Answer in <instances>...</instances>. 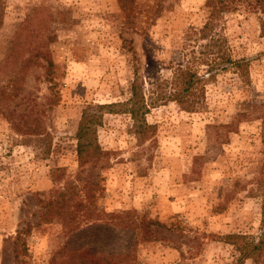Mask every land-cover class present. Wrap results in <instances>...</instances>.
Wrapping results in <instances>:
<instances>
[{
	"label": "rangeland",
	"instance_id": "1",
	"mask_svg": "<svg viewBox=\"0 0 264 264\" xmlns=\"http://www.w3.org/2000/svg\"><path fill=\"white\" fill-rule=\"evenodd\" d=\"M0 264H15L13 238L26 223L29 253L22 264H48L66 237L40 209L59 185L99 181L101 210L145 214L149 239L136 264H233L257 237L261 197L253 178L264 159V36L255 0L220 18L229 45L251 61L249 81L230 70L206 83L195 111L169 102L150 108L142 139L125 113H107L98 141L108 152L80 167L75 138L89 104L126 101L134 64L144 73L192 58L205 41L209 0H1ZM253 4L252 6H250ZM45 46L47 69L28 58ZM37 60V61H36ZM46 65V63H45ZM54 80L56 86L54 87ZM66 168L56 183L51 169ZM248 240H251L250 238ZM242 264H264V251Z\"/></svg>",
	"mask_w": 264,
	"mask_h": 264
},
{
	"label": "trees",
	"instance_id": "2",
	"mask_svg": "<svg viewBox=\"0 0 264 264\" xmlns=\"http://www.w3.org/2000/svg\"><path fill=\"white\" fill-rule=\"evenodd\" d=\"M123 0H121L122 2ZM245 0H209L210 13L207 21L197 31L204 42L192 58L171 67L168 74L162 73L156 66H147L145 72H139L134 64V78L130 84V96L126 101L104 104H87L83 110L76 130V153L80 167L93 164L108 155L98 141V130L103 125L107 113H125L136 123V131L142 139L147 138L153 126L146 122L150 108L176 102L189 111L197 110L206 98V83L217 74L234 71L249 81L251 60L238 57L224 34L220 18L224 13L237 10L239 2ZM253 9L259 11L260 34L264 36V0H255ZM125 3V0H124ZM251 4L250 6H252ZM4 4L0 0V23ZM45 46L28 58L39 61L47 69L54 66L52 57ZM36 60V61H37ZM54 82V80H50ZM53 86H56L54 82ZM66 175V168L56 166L51 169L52 181L59 183ZM61 183V182H60ZM59 183V184H60ZM254 190L261 197V225L258 236L231 233L221 237L222 241L236 246L246 243L237 261L242 264L254 254L264 251V159L260 170L253 178ZM104 188L99 181H87L78 178L66 185H59L55 193L43 201L40 209L41 222H55L62 226L66 240L54 254L48 264H136L138 246L142 240L149 239L152 225L145 214L135 210L126 212H107L101 210L96 200L103 194ZM26 223L13 238L15 264H22L29 253L26 236L33 229ZM251 240H248V239Z\"/></svg>",
	"mask_w": 264,
	"mask_h": 264
}]
</instances>
